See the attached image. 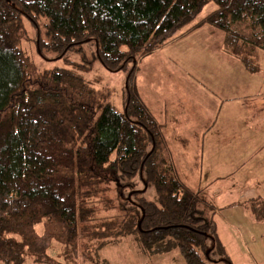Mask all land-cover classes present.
Masks as SVG:
<instances>
[{"label": "trees", "instance_id": "obj_1", "mask_svg": "<svg viewBox=\"0 0 264 264\" xmlns=\"http://www.w3.org/2000/svg\"><path fill=\"white\" fill-rule=\"evenodd\" d=\"M204 25L259 70L264 0H0L3 264H47L49 240L72 245L80 230L95 241L88 264H110L100 250L128 237L150 253L177 247L186 264H231L212 206L180 180L134 82L142 58ZM22 44L59 64L41 69ZM92 59L127 71L122 111L86 77Z\"/></svg>", "mask_w": 264, "mask_h": 264}, {"label": "rangeland", "instance_id": "obj_2", "mask_svg": "<svg viewBox=\"0 0 264 264\" xmlns=\"http://www.w3.org/2000/svg\"><path fill=\"white\" fill-rule=\"evenodd\" d=\"M214 7V3L207 4L200 15L207 13ZM221 38V33L208 25L175 38L138 62L134 82L143 102L156 121L163 126L161 132L167 146V152L169 151L170 158L175 163L180 180L192 189L201 186L205 192H223L224 198L221 199L223 201H218L220 204L228 203L231 200L239 199L241 195H246L254 198L252 200H245L244 206L249 203L252 207L258 208L260 205L263 208L264 149H246L244 147V138H246L244 134L246 133L241 134L234 130L232 134H236V139L233 143L222 141L219 144L220 146L232 148L229 150L199 147L184 149L183 147L188 145V142L200 144L198 139L202 137V133H197L195 130L189 133L168 134L170 127L168 110H173L175 105H177L176 102L183 99L184 89L186 88V85L183 86L181 84V79L191 82V86L187 90L190 96L196 99H199V95L205 97L203 102L200 100L193 102L196 109L194 108L191 112L194 114L204 113L206 116L217 111L219 101L214 94L211 95L214 92L213 88L209 92L210 86L205 79L216 77L217 80L224 79L227 83V78L230 76L236 77V80L243 84L249 81L253 83L258 81L264 82V52L259 51L257 54L259 70L255 73L248 72L237 60V65H231V67L229 65L228 69L225 66L226 64L222 62L234 60V58L230 56L224 57L220 53ZM22 47L41 69L51 68L59 64L56 61L47 62L42 60L38 56L35 47L34 50H30L28 45L24 48V44H22ZM69 57L72 60H78L81 56L79 53L74 52L70 53ZM86 77L93 81L96 89H99L106 96L107 101L118 111L123 110L126 100L125 83L127 71H108L97 60L92 59V69ZM248 87L252 89L254 97L247 99L238 98L237 101L226 103L223 106L224 110L230 109L231 113L237 111L236 122L234 123L231 120V124H229L230 129H237L240 123H244L246 119L253 117L255 113L256 123L248 121L246 127H256L261 126L260 123L264 124V85L258 94L256 86ZM248 91V88H245L243 94ZM238 92L242 93L243 89L238 90ZM205 95L208 97V100ZM168 101H172L173 103H168ZM249 109L253 111L251 114L246 115V111L248 112ZM206 116L195 117V119L205 120ZM193 125L195 126L196 124ZM175 136L178 138L177 141L168 140L170 139L168 137L174 138ZM260 136L262 141H264V132ZM250 152L261 154H257L258 157L254 159L249 156ZM214 153L217 155L222 153V155L218 157ZM194 169H196V172H194ZM217 177L224 178L225 180L208 182ZM147 193L149 199L154 198V192L152 194ZM219 214L218 210H213L209 214L214 220V225L217 223L216 219H218ZM250 214L251 217L255 216L258 222L255 224L251 223L250 227L247 226L249 236L256 235L253 239L246 238L249 254H244V248L240 244L238 245L239 251H236L234 248V246L237 247V244H233L234 246L226 245L225 247L217 237L232 264H264V238L261 237L264 234V209L252 208ZM223 215L228 217V219H232L226 213ZM235 215V217L244 218V214L238 213V211ZM217 225L220 228L222 227L219 223ZM217 225H215V229ZM223 229L228 234L235 232L227 227ZM36 230L42 234L44 232L43 224L37 225ZM80 234H82L81 230L78 231V236L72 245L64 242V237L57 236V238H51L46 251L51 261L49 262L48 260L49 263L47 264H53L52 260H54V264H88L90 262L88 258L94 252L92 243L95 241L83 239ZM222 237L223 235L221 234ZM227 250L231 254H228ZM99 254L102 258L107 259L110 264H186L177 247L163 253H150L142 251L136 242L129 237L123 238L122 241L115 244L103 247ZM0 264L3 263L0 261ZM207 264L215 263L208 262ZM219 264L225 263L221 262Z\"/></svg>", "mask_w": 264, "mask_h": 264}, {"label": "crops", "instance_id": "obj_3", "mask_svg": "<svg viewBox=\"0 0 264 264\" xmlns=\"http://www.w3.org/2000/svg\"><path fill=\"white\" fill-rule=\"evenodd\" d=\"M200 29V28H197ZM210 31H212L210 28H208ZM214 31V30H213ZM222 37V35H221ZM222 41V38H221ZM224 55V57H229L226 53L223 52L222 49V44H221V51ZM229 59V58H227ZM235 61V62H234ZM221 62V61H219ZM226 67L229 69V65L236 66L237 62L236 59L234 60H227L225 62ZM193 81V80H192ZM205 81H208L209 87V92L213 88L214 92L211 93V95H215L217 100L219 101V105L217 107V111L215 113L212 112V114H209L206 116V114H194L191 112L194 108V101L195 100H200L203 102L205 100V97L203 95H199L198 98L196 99L193 96H190L188 93V89L191 86V82L186 80V79H181V84L183 86L186 85V88L184 89V94H183V99L181 101H177V105H175V108L173 110H168V117L170 118L169 120V130L168 134H181L183 132H195L197 133H202V137H200L198 140L200 144H193L192 142H188V145L184 146V149H189L193 147H199V148H206V149H216V148H221L223 150H229L232 148H229L228 146H220L219 144L222 141L225 142H232L236 139L235 136L236 134H232L234 130L237 132H240L241 134H244L246 138L244 141L245 148L246 149H255V150H261L264 149V141L261 139V134L264 132V124L260 123L261 126H254V127H246V123L249 122H255L256 118V113L253 115V117H250L244 121V123H240L239 127L237 129H230L229 124H231V120L235 123L236 122V114L237 111H233L231 113L230 109H223L224 104L226 103H231L235 102L238 100V98H251L254 97L252 94L253 91L251 88L248 86H256L257 88V94L258 92L262 89V86L264 85L263 81H258V82H248V83H240L239 81L236 80V77H228L227 78V83L225 82L224 79L222 80H217V78H211V79H205ZM226 83V84H225ZM229 83V84H228ZM246 84V85H245ZM188 87V88H187ZM245 88H248V92L243 94L245 91ZM243 89L242 93H239L238 90ZM206 96V95H205ZM243 96V97H242ZM141 97V96H140ZM142 99V98H141ZM206 99L208 100V97L206 96ZM173 103L172 101H168V103ZM175 104V103H174ZM178 107V108H177ZM177 108V109H176ZM253 110L249 109V111H246V115L251 114ZM245 115V117H247ZM206 116V119H195V117H204ZM193 124H196L195 126ZM248 129V130H247ZM170 139L168 140H174L177 141L178 138L175 136L173 137H168ZM218 143V144H214ZM178 145V144H177ZM258 152H250L251 157L256 159ZM259 153L258 155H260ZM215 156H220L214 153ZM253 159V160H254ZM174 166L175 163L173 159L171 158ZM176 167V166H175ZM177 170V169H176ZM194 172H196V169H194ZM217 177L215 179H211L208 182L212 183L214 181H222L225 180L224 178ZM190 187V186H189ZM191 188V187H190ZM192 189V188H191ZM192 190L194 191H199L200 195L206 202V204L211 205L213 210H218L220 212L218 219H216V222L219 223L222 227L220 228L217 223L216 226V234L219 240L223 243V245L226 247V245L229 246H234L237 244V247L234 246L236 251H239L238 245H242L244 248V254H249V249L247 247V240L246 238H254L256 236L255 234L250 235L248 233V228L247 226L250 227L251 223H256L258 220L255 216L251 217L250 211L252 212V206L247 203L245 206L243 205L245 200H252L253 198L246 196V195H241L239 199L236 200H231L228 203L220 204L218 203L223 201L221 200L223 197V192H205L204 188L201 186H197L196 188H193ZM251 204V203H250ZM239 205V206H237ZM260 210L264 209V207H259ZM226 211V212H225ZM243 213V219L239 217H235L236 213ZM208 216L211 213L210 210L207 211ZM227 214L231 216L232 219H228V217H225L223 214ZM210 217V216H209ZM214 221V220H213ZM229 228L234 230V233L228 234L223 228ZM221 234L223 237L221 238ZM261 237L264 238V234L261 235ZM263 242V241H262ZM254 243V242H253ZM234 244V245H233ZM232 249V248H231ZM228 254H231L230 251H228ZM230 260V259H229ZM221 263V262H220ZM219 264V263H215ZM232 264V263H231Z\"/></svg>", "mask_w": 264, "mask_h": 264}]
</instances>
